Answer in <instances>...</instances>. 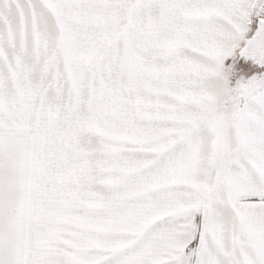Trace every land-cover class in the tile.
I'll return each instance as SVG.
<instances>
[{
	"label": "snow or ice",
	"instance_id": "obj_1",
	"mask_svg": "<svg viewBox=\"0 0 264 264\" xmlns=\"http://www.w3.org/2000/svg\"><path fill=\"white\" fill-rule=\"evenodd\" d=\"M0 264H264V0H0Z\"/></svg>",
	"mask_w": 264,
	"mask_h": 264
}]
</instances>
